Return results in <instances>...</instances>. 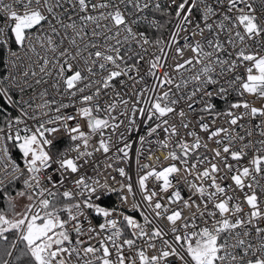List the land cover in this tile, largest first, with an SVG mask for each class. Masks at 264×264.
Returning <instances> with one entry per match:
<instances>
[{
    "label": "snow or ice",
    "instance_id": "snow-or-ice-1",
    "mask_svg": "<svg viewBox=\"0 0 264 264\" xmlns=\"http://www.w3.org/2000/svg\"><path fill=\"white\" fill-rule=\"evenodd\" d=\"M0 264H264V0H0Z\"/></svg>",
    "mask_w": 264,
    "mask_h": 264
},
{
    "label": "built area",
    "instance_id": "built-area-1",
    "mask_svg": "<svg viewBox=\"0 0 264 264\" xmlns=\"http://www.w3.org/2000/svg\"><path fill=\"white\" fill-rule=\"evenodd\" d=\"M187 55H190V53H186V56H187ZM230 99H231V97H230ZM248 99H249V100H252L253 98H252V97H248ZM223 106H224V107H223ZM255 106L259 107V106H260V103H259V102H256ZM218 107H219L220 109H223V108L226 107V105L221 101V102L219 103ZM121 119H123V117H121ZM119 131H124L123 126L118 130V132H119ZM141 134H143V130H141V131H133V132H131L130 134H129V133H125V135L128 137V141H129L130 143L133 144V148H132V150L130 151V154H129L130 157H131V159H129V160L127 161V163H121V164H120V166L126 168V171H127L130 175H132L134 179H135V172H136L135 155H136V149L139 147L138 142H137V139H138V136L141 135ZM113 139L116 140L117 137L114 136ZM62 142H66V141H65L64 139H61L60 141L57 142V145H58L59 143H62ZM73 155H74V154H73ZM97 155H99V154H97ZM143 162H145V161L142 159V160H141V163H143ZM112 175H115L116 178H117L118 180H119V179H122V178L119 177L118 174H116V173H112ZM185 195H187L186 190H185ZM108 202L111 203V204H116V203H118L117 198H116L115 195H113V196L111 197V200L108 201ZM130 204H131V201H129V205H130Z\"/></svg>",
    "mask_w": 264,
    "mask_h": 264
},
{
    "label": "trees",
    "instance_id": "trees-1",
    "mask_svg": "<svg viewBox=\"0 0 264 264\" xmlns=\"http://www.w3.org/2000/svg\"><path fill=\"white\" fill-rule=\"evenodd\" d=\"M223 107H224V106H223ZM65 143H66V142L59 143V144L57 145V148H58V149H63V147L65 146Z\"/></svg>",
    "mask_w": 264,
    "mask_h": 264
}]
</instances>
